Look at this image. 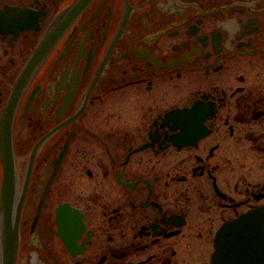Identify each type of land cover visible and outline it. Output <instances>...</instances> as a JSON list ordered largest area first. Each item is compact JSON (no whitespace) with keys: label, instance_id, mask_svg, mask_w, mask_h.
<instances>
[{"label":"flooded vegetation","instance_id":"obj_1","mask_svg":"<svg viewBox=\"0 0 264 264\" xmlns=\"http://www.w3.org/2000/svg\"><path fill=\"white\" fill-rule=\"evenodd\" d=\"M243 152L264 0H0V264H210L264 205Z\"/></svg>","mask_w":264,"mask_h":264},{"label":"water","instance_id":"obj_2","mask_svg":"<svg viewBox=\"0 0 264 264\" xmlns=\"http://www.w3.org/2000/svg\"><path fill=\"white\" fill-rule=\"evenodd\" d=\"M1 158L7 179L12 155L5 151ZM4 200L10 202L8 197ZM211 264H264V205L255 206L221 226L214 239Z\"/></svg>","mask_w":264,"mask_h":264},{"label":"rangeland","instance_id":"obj_3","mask_svg":"<svg viewBox=\"0 0 264 264\" xmlns=\"http://www.w3.org/2000/svg\"><path fill=\"white\" fill-rule=\"evenodd\" d=\"M242 157L243 158H246L245 161H242V164H241V169H242V172H246V173H251V170H253V173L252 175H261V173L263 174V171L264 169H254L252 168L254 166V163L257 161V159L255 158V156H251L249 154H246L245 152H243L242 154ZM252 159V160H251Z\"/></svg>","mask_w":264,"mask_h":264}]
</instances>
